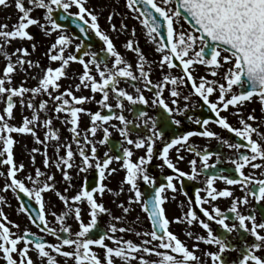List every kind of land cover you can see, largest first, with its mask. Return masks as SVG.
Segmentation results:
<instances>
[{"label": "snow or ice", "instance_id": "snow-or-ice-1", "mask_svg": "<svg viewBox=\"0 0 264 264\" xmlns=\"http://www.w3.org/2000/svg\"><path fill=\"white\" fill-rule=\"evenodd\" d=\"M172 2L173 0H162L161 4L158 0H126L127 8L137 14L135 18L146 29L148 38L155 45V51L160 53L158 62L160 69L179 68L183 73L181 76L165 74L162 77V82L153 85L150 78L151 69L146 70L147 61L141 49L138 46L134 47L132 40L126 42L127 49L139 54L138 63L135 65V69L139 73L137 75L133 64L125 60L116 49L112 38L101 30L98 14L87 6L88 0H27L31 7H26L24 0H14L15 8L20 13L18 22L11 26V30L7 24H0V39L3 40V44H0V55L6 59L3 75L0 76V99H4L6 103V107L0 113V147H2L0 156H6V158L0 160V163L8 165L6 176L9 180L5 183L4 190L12 189L17 195L24 193L27 197L35 200L40 207L36 215L31 218V223L37 225L42 232L55 236L59 243H48L43 237L29 230H25L23 235L14 236L8 226V223L11 222H8L7 216L0 211V253L3 254L6 264H35L29 255L30 250L36 252L41 258V264H59L56 256L52 255L53 252L59 256L73 259L74 264H115L116 258H119L123 264H134V262H138V264H203L200 256L196 254L197 250L203 251L200 249V242L217 247V251L204 252V255L210 258L211 264H227L224 254L236 250V246L229 240V236L233 232L248 234L254 238L252 243L245 240L238 264H264V254H257L264 251V204L261 203L264 202V179H254L244 172L246 166L252 169L262 167L260 163H254V161L258 159L264 161V132L259 131V125L254 126L253 123H249V121L257 119L254 115L249 114L245 119L239 112V108L245 102L252 101L254 98H258L260 103L264 105V0H175L174 8L169 6ZM0 6H10L9 0H0ZM73 7L77 9L75 13L69 11ZM34 8L44 10V19L47 21V25L40 24V28L47 35L58 33L46 55L51 61H59V66L47 67L43 76L38 80V85L31 89L25 88L23 85L6 87V83H11L17 65L33 66L31 60L25 59L29 56L28 48L17 47L9 53L4 45L11 46L12 41L16 39H34L27 30L31 25L39 24V21L30 15ZM58 11L74 16L73 23L79 24V31L84 36H87L90 31L94 32L103 41L105 47L101 51L107 56L101 59L97 52H84L83 55L68 54L66 50L73 45L75 38L66 34L65 24L58 22L60 19L66 20L68 16L54 18V14ZM111 19L112 14L108 16V20L111 21ZM180 19L187 21L192 31L186 32L182 26H178ZM120 27L124 29L127 28V25L122 23ZM111 28L113 31L117 30L115 24H112ZM74 47L79 53L83 48V43H76ZM32 48L35 49L34 44ZM17 53L19 55H16ZM13 55H16L14 62L12 60ZM85 56H90L91 59L85 60ZM109 57L112 58L111 66L106 63ZM71 62H78L83 67V72L79 75L80 83L76 84L75 88L77 90L81 87L90 88L92 93H100L101 99L96 102L102 109H108L110 113L105 115L101 111H88L92 126L87 129V133L94 137L97 130L102 129L103 138L98 143L107 144L111 133L109 127L105 125L112 119L119 121L121 125L118 128L120 136L128 145L132 146L123 147L121 145L122 155L112 156L109 152L113 149H110L109 152L104 153L101 159L98 156L96 142L88 139V135H85L81 141L78 131L79 120L80 114L86 111L82 105L94 97L76 96L71 88L64 89L59 95H53L54 90L61 88L59 81L61 78L67 77L66 69ZM36 66H39L38 63ZM200 67L208 70L212 78L209 79L206 75H194ZM122 79L131 81L142 79L146 88L152 90L154 87L156 89L155 99L151 103L163 110L160 115L162 121L170 120L174 125H181L182 120L177 116H183L187 112L189 109L187 102L191 97L183 95L182 99L185 103L183 107H180V86L187 85L188 82H191L192 95L198 97L202 102L201 107L206 105L211 112L215 113L214 120L199 117L195 119L194 123L200 125L202 131H187L174 136L163 144L159 150V157L162 159L163 165H167L177 174L176 177L167 176L166 185L161 184L156 187L155 178L148 172V165L155 154L156 141L164 136V132L157 127V120L148 116L147 112L140 111L138 117L143 118V124L151 125L150 134L133 139L129 128L133 121L127 119L123 111L119 115L112 111L113 107L123 110L125 100L130 105L149 103L139 87L135 88L136 95L120 87ZM168 85H171L170 96L172 99L166 102L163 98V92ZM29 92L33 95L46 93L55 102L52 111L57 114H67L65 122L71 125L70 131L81 157L80 170L87 171L93 167L98 170L101 183L96 187L89 190L84 184L78 193L69 198L67 195L56 191L53 175H47L45 180L40 181L39 178L45 174L39 169L35 171V180L31 176L28 177L29 180L33 181V184L37 185L36 187L29 188L21 179L17 178V173L24 169V164L17 165L15 163L13 155L15 141L11 134H32L37 143H44L36 136L35 132L36 124L40 119L38 111H34L30 119L23 117L20 126H13L8 123V120L14 117L13 109L16 103L14 98L20 97V103L23 104L24 94ZM110 92L116 98L115 105L109 103ZM214 94L215 100L211 99ZM48 104V100H43L38 104V109L45 110ZM27 107L36 108L37 106L29 100ZM230 107L237 109L239 127L233 126L227 116L221 115ZM187 118L192 119L190 116ZM210 123L234 133L235 136L241 137L245 142L230 143L229 140L210 129L208 127ZM43 124L48 129L45 139L58 141L59 132L52 128V119H45ZM110 126L116 127V125ZM254 134L256 138H254ZM194 136L215 138L227 147L235 149V158L229 159L234 165L235 172L239 173V179L223 174L207 175L204 189L206 197L201 196L200 190H197L194 201L190 200V204L200 206L199 212L206 219L200 218L193 207H189L188 211L184 213L183 219L181 217L174 218L176 223L198 224L206 230V235L187 232V235L190 238L194 236L195 240L192 247L189 248L170 230V224L173 221L167 217L163 207L167 199L163 193L166 189L176 191L174 179L187 176L189 179L195 180L199 175L195 158L189 161L191 172H184L170 158V150L174 149L178 154V159L183 160L184 157L179 153L181 148L187 145L186 150L195 152L196 157L200 158L201 171L216 166L209 163L213 155L216 156V161L219 163V153H213L207 149L197 150L188 145L189 138ZM87 146H90V151ZM60 147L59 144L56 145L57 153ZM63 147L65 154L58 157L55 167L61 170L66 181H70L72 178L64 169L72 168V160L76 153L73 152L70 144H65ZM133 148L143 149L145 154L133 160ZM32 151L39 150L33 149ZM32 160H35L34 156ZM113 161H122L121 167L126 173L123 183H126L129 186L128 191L133 193L129 197L128 203L140 204L150 220L149 231L136 232V236L145 237L140 242L109 235V232L116 233L117 231L129 230L118 229L115 224H110L109 228L97 238L91 237L92 231L98 227V215L109 211L103 203L97 201L94 194L103 195L107 187L102 183L106 178V172L110 174L116 171V169L110 168ZM43 162L45 166L49 165L47 158ZM217 179L223 180L226 185H239L245 189V195L242 198H234L227 212L212 203L218 198L233 197V192L229 187L218 189L214 186ZM138 181H143L146 185L152 186L154 195L145 196V193L141 192L139 188ZM49 190L56 192L58 198L66 206V211L62 214H52L55 220L59 222V231L49 227L45 214L43 193ZM66 191L67 189H65ZM120 191L122 192L123 188ZM250 197L260 206L261 219L259 221L255 208L249 209L248 214L240 211L241 206L249 205ZM3 199L0 197V201ZM85 201L90 208V220L87 223L82 219L81 208L74 206L77 202ZM206 203L209 205L208 207H204ZM119 207L124 213L130 211L128 207H124L123 203ZM21 210L29 211L23 203H21ZM70 215H74L75 220L79 222V230L75 233H72L71 227L66 224V218ZM115 219L118 220L119 217ZM230 220L231 222H229ZM210 222H214L218 226L220 230L218 234L214 232ZM63 233H68V235L65 236ZM30 237L34 239H30ZM106 239L114 241L115 246H109L105 243ZM21 242H23V247L18 248V244ZM64 246H69L73 250H64ZM93 246H99L104 250L103 259L93 250ZM17 253L18 258L15 255ZM150 256H155L158 259L147 258Z\"/></svg>", "mask_w": 264, "mask_h": 264}, {"label": "flooded vegetation", "instance_id": "flooded-vegetation-1", "mask_svg": "<svg viewBox=\"0 0 264 264\" xmlns=\"http://www.w3.org/2000/svg\"><path fill=\"white\" fill-rule=\"evenodd\" d=\"M175 3V1H174ZM126 12H133L132 10H126ZM63 13V12H62ZM67 14V13H65ZM136 14V13H135ZM137 15V14H136ZM40 16V15H39ZM44 19V15L41 16ZM136 17V16H135ZM55 18V17H54ZM47 24V21L44 19ZM184 23L188 26L185 27L182 26L183 30L186 32L192 31L190 24L183 20ZM181 23L183 24V22ZM140 26H137V29H139ZM141 29V28H140ZM66 31H69L72 37L75 39H78L83 43L81 38H78L73 35L72 30L69 28H66ZM145 30H142V34L138 35V37H142V41L138 43L140 46L139 48H142L143 54L146 57V70L148 68L151 69L150 78L153 81V85L158 84L162 82V77L165 74H171L176 76H181L183 73L179 68L176 69H164L161 70L159 67V59L160 55H157L158 53L154 50H152L149 45H152L155 47L153 42L150 40H146L144 38ZM90 36L93 35L94 39L100 40L99 37H97L93 32H89ZM148 38V36H147ZM118 39L122 40L121 37H118ZM124 41L118 42L117 45H115L116 49L121 53V55L125 58L126 61L133 64L134 71L138 75V71L135 69V65L138 63V53L127 49L126 47H123V45H126V43H123ZM99 43V42H98ZM49 44L45 45L46 48ZM105 45L103 41H101L100 45L97 47H88L86 48L82 53H77L76 50L69 51V54H76V55H83L84 52H97L98 56L101 59H104L105 56H107L106 53L102 52L101 49L104 48ZM136 47V45H134ZM83 49V48H82ZM81 49V50H82ZM123 49V51H122ZM129 54H133V56H130ZM85 60L91 59L90 56H85ZM43 59V58H42ZM111 57H109L106 60V63L111 66ZM47 65L54 63L55 61H51L50 59L44 60ZM78 66L82 67L78 62H76ZM69 70V66L67 67L66 71ZM77 79H79L78 74H74ZM194 75H206L207 78L211 79L210 72L206 70L204 67H200ZM98 78V77H97ZM190 83L188 82L187 85H181L180 91H181V98L179 102V106L183 107V104L185 103L182 99L183 95H189L191 98L187 102L189 104V109L183 116H177V118L182 120L181 125H174L171 123V121H162L160 119L161 112L163 111L159 106L153 105L151 102L153 99H155V91L156 89L153 87L152 90H149L144 86L143 80L139 81H131V80H121L120 87L125 88L127 91L132 93L133 95H136L135 88L139 87L143 95L148 99V104H136V105H130L126 100L124 101V109H118L113 107L112 111L116 112L117 115L120 114L121 111H123V114L127 117V119L132 120L133 124L129 125L130 128V135L133 139H136L138 137L147 136L150 134L149 129L151 125H144L143 124V118L138 117V113L140 111L147 112L148 116L153 117L157 120V127L164 132V136L156 141V144L154 146L155 154L153 157V160L148 165V172L151 176H153L156 180V187H159L161 184H167V176L172 175L176 177V173L173 169H169L167 165H163L162 159L159 157V150L163 147V144L165 142H168L171 138L174 136H178L183 134L187 131H202V127L200 125H197L194 123L196 118L201 119H215V113L211 112V110L205 105L201 107V101L198 97L195 95H192ZM170 88L171 85H168V87L163 92V98L166 100V102L170 101L172 98L170 96ZM62 88H60L61 90ZM74 93H76V96H88V97H94V99H90L86 101L82 107L86 109L84 113L80 114V120H79V128L78 131L80 133L81 141H83V138L85 135H88V139L93 140L96 142L97 152L99 158H103V155L105 152H109L110 149H113L109 152L110 155L116 156V155H122V151L120 149V146L123 147H132L131 145H128L123 137L120 136V133L118 131V128L121 126L119 121L112 119L111 121L106 124V127H109V131L111 133V136L109 137V142L107 144H99L98 141L103 138V131L102 129H98L96 135L93 137L89 133H87V129H89L91 125L90 116L88 115V111L96 112L101 111L102 114H110L108 109H102L101 106L96 102L101 99L100 93H92L90 88H83L81 87L79 90L74 88L72 90ZM109 103L115 105L116 104V98L115 96L110 92L109 94ZM215 94L211 97V99L215 100ZM53 103L49 102L50 109H52ZM48 104V105H49ZM175 107V106H173ZM131 109V110H129ZM54 111L49 112V116L52 119V115ZM237 109L230 107V109L226 112H222L221 115L227 116L229 119V122L236 127H239V117L236 115ZM240 114L246 119L249 114L254 115L257 119L255 121H249V123H253L254 126L259 125V131L264 132V105H262L258 98H254L252 101L245 102L242 107L239 108ZM56 120L52 121V128L54 130H57L59 132V140L51 139L44 141L43 144H39L41 153L44 154V160L47 158L49 160V165L46 166L49 169L50 173H44L45 175H53L55 177V185L59 187H65L67 189L66 192L71 191H79L81 187L86 184L89 190L91 188L96 187L99 183H101L99 178V172L94 167L89 168L87 171H81L80 170V164H81V157L78 153V146L75 143L73 139V134L70 131L71 125L69 123H66L65 120L67 118V114L60 113L57 114L54 112ZM192 117L191 120H189L187 117ZM110 125H116V127H111ZM208 127L217 133L224 139L229 140L230 143H244L245 141L242 140L241 137L235 136L234 133H230L227 130H224L217 126L214 123H210ZM36 132V129H35ZM254 138H256L254 134ZM59 144L60 150L57 153L56 152V145ZM70 144L72 147V150L76 155L74 156L72 160V168H65V171H68L69 175L71 176V180L66 183V180L63 178L61 170L57 169L55 167V164L58 162V157L63 156L65 154V149L63 145ZM188 145H191L195 147L197 150H203L207 149L210 152L213 153H219L220 154V161L217 163L216 156L213 155L209 163L215 164L216 166L214 168H210L208 170L201 171L202 165L200 164V158L196 157L195 152H189L186 150L187 145L184 148H181V151L179 155H182L184 157L183 160L178 159V154L176 151L170 150V158L173 160V162L176 164L178 168H180L184 172H191V166L189 164V161L193 158L197 160V171L199 172V175L195 180L189 179L187 176L174 179L173 183L176 185V191H173L171 189H166V191L163 193V195L167 196V199L163 205L166 211L167 217L173 221L170 224V230L174 232L182 241H184L189 248L192 247L194 244V236L189 237L187 235V232L191 231L194 234L199 235H206V230L202 229L198 224L193 225H187L186 223H176L174 221L175 217H181L183 219L184 213H186L189 209V207H193L196 209L198 215L202 219H206L202 216V213L199 212L198 205L190 204V200L194 201L195 199V193L197 190H200L201 196L206 197V193L204 191L206 187V179L207 175L211 174H223L226 176L234 177L239 179V173L235 172L234 165L231 164L229 158H235L236 150L231 149L227 147L226 145L222 144L220 141H218L215 138H207V137H200V136H194L190 137L188 141ZM88 150L90 151V146H87ZM46 150V155H45ZM145 151L143 149H135L133 148V157L132 159L135 160L137 157L144 155ZM122 161H113V163L110 165V168L116 169V171L111 172L110 174L106 172L105 179L102 181L103 184H105L107 187L103 193V195H99L98 193L94 194L96 196V199L98 202L103 203V205L109 210L107 213H102L98 215V228L101 229V231L105 232L110 224H115L118 229H129L128 231H117L116 233H108L109 235H114L117 238L120 239H131L134 242H140L145 237L136 236V232H146L150 230V220L147 217L146 213L142 210V207L140 204L137 203H128V199L130 196L133 195V193L128 191L129 186L126 183H123L125 178V170L121 167ZM254 163H260L262 165L259 169H252L249 166H246L244 169L245 174L251 175L254 179H264V161L257 160L254 161ZM2 164V163H1ZM63 167V166H62ZM221 170H223L221 172ZM139 188L141 192L145 193V196L150 197L154 195V189L152 186L146 185L143 181H138ZM215 187L218 189H222L224 187H229L233 192V197L231 198H218L216 201L212 202L215 206H218L221 208V210L227 212V210L231 207L232 200L234 198H242L245 195V189L241 188L239 185H226L223 180L217 179L214 184ZM251 187V186H249ZM123 188V191L121 192L120 189ZM111 190V191H109ZM186 193V195H185ZM250 203L248 206H241L240 211L244 214H248L249 209L255 208L256 209V215L257 220L259 221L261 219V211L260 206L257 205V202L249 198ZM34 201V200H33ZM35 202V201H34ZM123 203L124 207H128L130 211L128 213H124L119 207V205ZM264 204V202H261ZM85 207H87L86 201L82 203ZM209 205L206 203L204 207H208ZM116 217H119V219H115ZM49 222V221H48ZM231 222V220L229 221ZM211 226L217 234L219 233V228L214 222H210ZM35 225V224H34ZM37 229L40 230V228L35 225ZM49 227L51 226V223L49 222ZM41 231V230H40ZM42 232V231H41ZM40 232V235L44 238V240L48 243H51V240L56 238L55 236H52L51 234L47 232ZM63 235L67 236L68 233H63ZM229 240L231 243H233L236 246L235 251H229L224 254V259L226 260L227 264H238V260L241 257V249L244 247L245 240L248 241V243L254 242V238L248 234H241L233 232L229 236ZM155 243V242H154ZM115 246V244H114ZM200 249L203 251L197 250V255L200 256L201 261L203 264H211V260L209 257L204 255V252L207 251H217V247L214 245H205L203 242H200ZM257 254H264V251L258 252ZM149 259H158L155 256L147 257ZM118 261L120 259L118 258ZM120 264V263H119ZM134 264H138V262H134Z\"/></svg>", "mask_w": 264, "mask_h": 264}, {"label": "rangeland", "instance_id": "rangeland-1", "mask_svg": "<svg viewBox=\"0 0 264 264\" xmlns=\"http://www.w3.org/2000/svg\"><path fill=\"white\" fill-rule=\"evenodd\" d=\"M159 3L162 4V0H158ZM26 7H31L27 3V0H24ZM8 7L0 6V24H7L9 26V30H11V26L18 22V18L20 13L15 8L14 0H9ZM87 6L91 9H93L97 14L99 18V25L102 31H104L106 34H108L115 45H117L118 42L124 41L123 43H126L128 40H132L134 42V45L140 46L138 43L142 41V37H138V35L142 34V30H145L146 35H144V38L146 40H150L147 38V32L144 26L135 18L136 14L134 12H126V10H130L126 6V0H88ZM170 7H175L174 0ZM72 13H75L77 9L75 7L71 8L69 10ZM112 14L111 21L108 20V16ZM30 15L37 19L39 21V24L37 25H31L27 29L30 34L34 37L33 40H20L17 39L12 41L11 46L4 45V48L9 52H13L15 48L17 47H25L29 50V56H27L25 59L31 60L33 62V66L29 67L27 64L20 66L17 65V70L13 74L12 81L10 84L6 83V87H19L20 85H23L25 88H33L38 85V80L43 76L44 70L47 67H57L59 66V61H55L54 63H51L49 65L46 64L44 60H48V53L49 48H46L45 45L52 44L56 38V35L58 33H52L51 35H47L41 28L40 24H45L46 22L41 17L44 15V10L39 8H34L33 11L30 13ZM40 15V16H39ZM182 19L178 21L179 25H184L188 28L186 23H181ZM127 25V28L121 29V24ZM115 24L117 30L113 31L111 28V25ZM47 25V24H46ZM50 26V25H49ZM137 26H140L139 29H137ZM134 30V31H133ZM66 34L70 35L69 31H66ZM118 37H121L122 40L118 39ZM151 41V40H150ZM152 42V41H151ZM76 43H81L78 39H74L73 45L70 46L66 52L69 54V51H74L75 47L74 45ZM0 44H3V40L0 39ZM35 45V49L32 48V45ZM48 45V47H49ZM151 46L150 48L152 50L155 49L154 46ZM123 47H126V45H123ZM142 53L143 50L140 48ZM123 51V49H122ZM16 55H19L18 53ZM16 55L12 56L13 62L16 60ZM130 56H133V54H129ZM157 55H160L158 53ZM43 58V59H42ZM38 63L39 66H36ZM6 65V59L0 55V76L3 75V69ZM26 69V71H25ZM83 72V67L78 66L76 62H71L69 65V70H67V77L61 78L59 83L61 84V90H54L53 95H59L61 91H64L66 88H71L72 90L75 88V85L80 83L79 79L76 78L74 75L75 73L78 75H81ZM84 88V87H83ZM76 95V93H74ZM20 97H15L14 100L16 101L15 107L13 109L14 111V117L10 120H8V123H10L13 126H20L22 124V118L28 117L31 118L34 111L39 112L40 119L36 124V136L40 138L42 141H46L45 139L46 133L48 131L47 127L44 126L43 121L47 118H50L49 112L52 111L50 109V104L53 101L50 97L47 96V94H37L33 95L32 93H25L24 94V103H20ZM31 100L34 105H36V108H28L27 103ZM48 100L50 104L47 106V109L45 110H39L38 104L43 101ZM6 107V103L4 99H0V113L3 112V109ZM52 121L56 120L54 112L52 114ZM14 138V146H13V155L14 160L17 165L24 164V169L17 173V178L21 179L26 186L29 188L36 187L37 185L33 184L32 180H29L28 177L31 176L33 180L36 179L35 177V171L36 169H39L42 173H50L49 169L44 164V154L41 153L39 144L34 139L32 134H21V133H12L11 134ZM33 149H38L39 151L33 152ZM0 151H2V147H0ZM35 157V160H32V157ZM6 156H0V160H4ZM8 168V165L1 164L0 163V197H3L4 199L0 201V211H2L6 216L8 222V226L11 229V232L13 235H23L25 230H29L32 233H36L40 235V230L35 227L33 223H31V216L27 213L21 210V202L18 199L17 193L13 191L12 189L4 190L5 183L9 182L7 176H6V170ZM46 176L40 177V181H43L46 179ZM69 181H66L68 183ZM42 186V185H41ZM56 191L63 193L67 195L69 198L78 193V191L75 192H65V187H59L55 185ZM44 197V203H45V214L47 220L51 223V226L53 228H56L57 231H59L60 225L59 222L55 220L53 217V213H56L57 215L62 214L64 211H66V206L64 203L58 198L56 195V192L54 191H46L43 193ZM35 201V200H34ZM36 203V202H35ZM83 202H77L74 206H79L81 208V214L82 219L85 223L89 222L90 216V208L89 206L85 207ZM37 204V203H36ZM78 221L75 220L74 215H70L66 218V224L71 227L72 233H75L78 231ZM18 225V227H16ZM42 233V232H41ZM115 236V234L113 235ZM73 238H75L73 236ZM126 240V239H125ZM51 243H59L57 238H54L51 240ZM109 246H114V241L107 240L105 241ZM23 247V242L18 244V248ZM31 249V246H30ZM64 250H73L69 246H64ZM93 250L96 251L98 256L103 259L104 257V250L99 246H93ZM18 258V253L15 254ZM29 255L32 257V259L35 261V264H41V258L38 257L36 252L29 251ZM52 255L56 256V259L59 261V264H74L73 259L66 258L63 256L57 255L55 252L52 253ZM123 264L122 261H118V258L115 259V264ZM0 264H6V261L4 259V256L2 253H0Z\"/></svg>", "mask_w": 264, "mask_h": 264}, {"label": "water", "instance_id": "water-1", "mask_svg": "<svg viewBox=\"0 0 264 264\" xmlns=\"http://www.w3.org/2000/svg\"><path fill=\"white\" fill-rule=\"evenodd\" d=\"M60 16H68V18L66 20L60 19V20H58V22L65 24L66 28H69L72 30V33L74 36L81 38L82 41L84 42L83 49L81 50L80 53H82L89 46L90 47H97L98 45H100L101 40L94 39L93 35L92 36H90V35L84 36V34L79 31V24L73 23V20L75 19V17H72L68 14L62 13V11H58L57 13L54 14L55 18L60 17ZM93 34H95V33L93 32ZM19 199L29 209V211H28L29 215L34 217L39 210V206L34 204L33 200L31 198L27 197L24 193H19ZM37 224H39V221H37ZM41 227H43V225H41ZM101 233H103V231H101V229H99L97 227L96 229H94L92 231L91 237L92 238L98 237ZM30 239H34V238L30 237Z\"/></svg>", "mask_w": 264, "mask_h": 264}, {"label": "bare ground", "instance_id": "bare-ground-1", "mask_svg": "<svg viewBox=\"0 0 264 264\" xmlns=\"http://www.w3.org/2000/svg\"><path fill=\"white\" fill-rule=\"evenodd\" d=\"M16 41H17V39H16Z\"/></svg>", "mask_w": 264, "mask_h": 264}]
</instances>
